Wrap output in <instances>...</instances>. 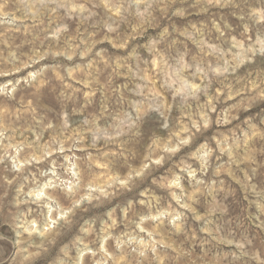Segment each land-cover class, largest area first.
<instances>
[{
	"label": "rangeland",
	"instance_id": "1",
	"mask_svg": "<svg viewBox=\"0 0 264 264\" xmlns=\"http://www.w3.org/2000/svg\"><path fill=\"white\" fill-rule=\"evenodd\" d=\"M0 264H264V0H0Z\"/></svg>",
	"mask_w": 264,
	"mask_h": 264
},
{
	"label": "bare ground",
	"instance_id": "2",
	"mask_svg": "<svg viewBox=\"0 0 264 264\" xmlns=\"http://www.w3.org/2000/svg\"><path fill=\"white\" fill-rule=\"evenodd\" d=\"M41 190H37L36 189V192H35V190L34 191H32L33 193L35 192V194H33L34 195V200L39 204L40 203V205L41 206H37L38 208L40 207L41 209L40 210H43L44 211V214L46 215V217H48V219L49 218H52L53 220H54V218L52 217L53 215V213H52V211L54 210V206L51 204V202L50 201H47V199H45V198H43L42 196H46V194H48V193H46V192H43V189L42 188H40ZM32 190V189H31ZM32 195V196H33ZM66 195V194H65ZM51 198V197H50ZM31 202V201H30ZM35 202V203H36ZM34 203V204H35ZM36 203V204H37ZM4 204H6V202L4 201ZM26 207H27V205H26ZM8 208H9V206H8ZM28 208V207H27ZM31 208V207H30ZM27 210V209H26ZM29 210V209H28ZM31 211V210H30ZM39 211V210H38ZM33 212V211H32ZM31 212V213H32ZM28 215V214H27ZM32 215H33V213H32ZM59 214H57V216H58ZM60 215H62L61 213H60ZM64 215V214H63ZM45 217V218H46ZM60 219V218H59ZM55 220H57V219H55ZM50 222V221H49ZM32 237V236H31Z\"/></svg>",
	"mask_w": 264,
	"mask_h": 264
}]
</instances>
